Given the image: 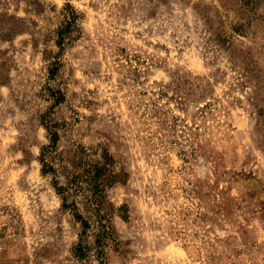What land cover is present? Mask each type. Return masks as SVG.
Returning a JSON list of instances; mask_svg holds the SVG:
<instances>
[{
  "label": "rangeland",
  "instance_id": "374dc122",
  "mask_svg": "<svg viewBox=\"0 0 264 264\" xmlns=\"http://www.w3.org/2000/svg\"><path fill=\"white\" fill-rule=\"evenodd\" d=\"M47 127L84 216L110 162L101 261ZM0 264H264V0H0Z\"/></svg>",
  "mask_w": 264,
  "mask_h": 264
},
{
  "label": "trees",
  "instance_id": "16d2710c",
  "mask_svg": "<svg viewBox=\"0 0 264 264\" xmlns=\"http://www.w3.org/2000/svg\"><path fill=\"white\" fill-rule=\"evenodd\" d=\"M62 22L56 32L55 44L63 50L69 43L74 41L80 33L79 20L81 16L69 3H66L60 12ZM49 145L43 147L40 155V163L42 165L41 173L53 175V187L60 195L61 208L71 212L74 220L79 225L78 240L75 246V255L79 259L88 258L92 254L97 260L101 261L104 248L107 242L112 239V227L109 219L103 210V192L105 185L103 179L107 174L110 162L104 160L95 164H88L82 172V179L86 183L88 193L84 198L86 199L84 216L78 209L76 201L70 196L69 191L75 192L78 188L76 183L69 182L65 185L58 183L55 174V169L49 166L47 162L48 149L55 148L59 140L56 130L48 129Z\"/></svg>",
  "mask_w": 264,
  "mask_h": 264
}]
</instances>
